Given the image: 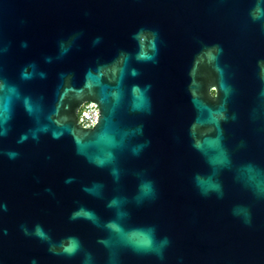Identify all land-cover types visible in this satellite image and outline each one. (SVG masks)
Returning a JSON list of instances; mask_svg holds the SVG:
<instances>
[{
    "label": "clouds",
    "instance_id": "clouds-1",
    "mask_svg": "<svg viewBox=\"0 0 264 264\" xmlns=\"http://www.w3.org/2000/svg\"><path fill=\"white\" fill-rule=\"evenodd\" d=\"M245 17L242 27L264 36V0L247 6ZM27 23L21 19V29ZM128 40L129 45L117 47L107 59L95 56L79 77L73 70L55 71L48 90L46 84L56 66L64 64L74 52L83 51L85 44L88 51L98 49L104 37H89L83 28L74 29L56 40L53 53L26 60L9 76L3 61L14 48L29 52L32 42L26 38L11 41L0 34V161L21 160L26 146L40 147L68 139L74 157L107 178L83 182L76 175H68L63 179L66 187L78 184L85 197L73 202L67 222L89 226L95 233L92 244L75 232L54 235L41 220L17 226L24 238L43 246L58 264H127L128 257L146 264H170L172 236L158 223L141 221L136 215L159 201V180L150 168L125 166L126 160H140L153 147L146 126L155 115L157 101L153 83L144 78V69L159 66L165 41L158 28L146 25L131 31ZM227 56L222 42L200 40L192 59L201 62L207 79L199 80L193 69L188 70L187 116L182 134L173 133L172 139L201 161V167L189 177L201 198L223 201L227 196L226 175L248 194L250 200L232 204L230 214L244 227L252 228L253 206L264 204V161L242 158V153L249 150L250 137H234L232 133L246 127L264 139V56L256 59V68L261 71L254 73L251 95L243 108L237 106L241 89ZM85 102H90L94 110L90 123L81 116ZM21 115L28 124L17 131L15 121ZM54 158V153L44 156L49 163ZM128 178L134 183L131 191L124 189ZM35 180L40 182L39 177ZM43 191L56 199L52 187ZM89 200L100 202L103 212ZM56 202L59 205L60 201ZM8 212L9 203L0 196V241L10 235L2 222ZM0 264H5L2 257ZM28 264L42 262L31 257ZM176 264H183V257H177Z\"/></svg>",
    "mask_w": 264,
    "mask_h": 264
},
{
    "label": "water",
    "instance_id": "water-1",
    "mask_svg": "<svg viewBox=\"0 0 264 264\" xmlns=\"http://www.w3.org/2000/svg\"><path fill=\"white\" fill-rule=\"evenodd\" d=\"M253 4L255 0H0V34L11 41L26 38L32 42L29 52L14 48L3 61L9 76L26 60L53 53L56 40L74 29L83 28L89 37H104V44L98 49L88 51L85 44L83 51L74 52L64 64L56 66L46 84L48 90L54 83L55 71L73 70L79 77L95 56L107 59L117 47L129 45V33L135 28L146 25L160 30L165 46L159 66L144 69V78L153 83L157 101L155 115L146 126L153 147L140 160H126L125 166L150 168L159 180V201L138 210L136 215L141 221L158 223L164 233L172 236L170 264H176L177 257H183V264H264V204L253 206L254 226L246 228L231 216L230 208L250 197L233 184L231 176L224 177L227 196L223 201L201 198L189 181L201 161L172 139L173 133L182 134L187 116L188 70L193 69L199 80L207 79L201 62L194 63L192 59L200 40L224 44L241 89L237 106L243 108L247 104L254 73L261 71L256 68V59L264 56V36L242 27L246 7ZM86 11L89 16L84 15ZM21 19L28 22L23 29ZM27 124L22 115L15 121L17 131ZM243 134L249 135L250 147L242 158L264 161V139L246 127L232 133L234 137ZM49 153L55 154L52 163L44 159ZM68 175H76L83 182L107 179L74 157L68 139L40 147L26 146L21 160L0 161V196L9 203V212L2 222L10 235L0 241V257L5 264H28L31 257L42 264H58L43 246L18 232L17 226L25 221L41 220L54 235L75 232L88 244L94 242L95 233L89 226L67 222L73 202L85 199L78 184L64 186L63 179ZM45 187L53 188L56 199L44 193ZM133 187L131 178L126 179L124 189L131 191ZM88 203L103 212L100 202ZM127 264L146 262L128 257Z\"/></svg>",
    "mask_w": 264,
    "mask_h": 264
},
{
    "label": "built area",
    "instance_id": "built-area-1",
    "mask_svg": "<svg viewBox=\"0 0 264 264\" xmlns=\"http://www.w3.org/2000/svg\"><path fill=\"white\" fill-rule=\"evenodd\" d=\"M84 113H87V115H84ZM93 115H94V110L91 108L90 102L85 103L81 110V116L83 120L86 123H90L91 120L89 119V117H92Z\"/></svg>",
    "mask_w": 264,
    "mask_h": 264
}]
</instances>
